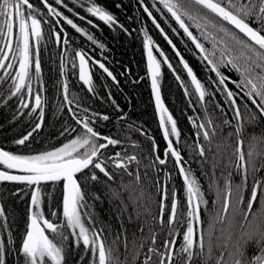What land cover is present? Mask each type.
Instances as JSON below:
<instances>
[{"label": "snow or ice", "instance_id": "6c2138e0", "mask_svg": "<svg viewBox=\"0 0 264 264\" xmlns=\"http://www.w3.org/2000/svg\"><path fill=\"white\" fill-rule=\"evenodd\" d=\"M70 2L0 0V108L12 110L10 124L28 125L9 138L12 147L0 145V264H264V0H132L135 12L127 19L139 27L131 30L99 0ZM98 22L128 36L143 34L162 152L111 91H97L96 70L120 84L105 62L73 47L66 26L104 50L91 31ZM45 27L60 49L52 85L59 100L51 104L43 76ZM173 37L197 56L205 78ZM164 65L196 113L186 117L192 142L162 97ZM71 76L81 82L78 92ZM105 102L114 118L93 107ZM46 109L59 128L38 139ZM113 119L115 132H102ZM53 136L58 143L46 146ZM173 172L179 188L170 186ZM25 199L21 226L13 205ZM103 202L115 223L96 211Z\"/></svg>", "mask_w": 264, "mask_h": 264}, {"label": "trees", "instance_id": "16d2710c", "mask_svg": "<svg viewBox=\"0 0 264 264\" xmlns=\"http://www.w3.org/2000/svg\"><path fill=\"white\" fill-rule=\"evenodd\" d=\"M32 2L38 3V0H32ZM68 2L69 6L71 7L72 4L70 0H68ZM99 2L104 7H106L107 10L115 14L119 21L130 30L132 28L139 27L136 21H128L127 19L128 16H133L135 12L132 0H99ZM117 3H122L123 8H116L115 5ZM65 14L70 15L66 12V10ZM81 14L84 13L81 11ZM145 20H147L146 17ZM76 22L82 24V22L78 20ZM98 23L100 24L99 29H91V31L95 34L100 42L105 44L106 47L104 50H100L95 45H92L86 40V38L81 37L70 27L66 26V30L69 32V36L73 39V47L82 46L86 51L89 52L90 55H93L96 59H100L105 62L106 66H108L109 69L113 72L117 80L120 81V84L119 86H116L111 81V79L106 76V74H102L99 70H96L95 81L97 84V91L102 95H106L108 91H111L116 103H118L120 107L123 108L126 112H128L133 121H135L138 125H142L143 128L155 138L162 152L165 146V142L159 129L158 117L155 112L154 100L151 94L150 79L148 78L146 68V54L142 45L143 34L137 32L134 33L133 36H128L119 30H110L107 26L103 25L102 22ZM147 27L150 34L153 36V39L165 52V54L169 56L173 65L177 67L182 77L186 75L185 73H183L182 68L178 65L177 59L170 46L167 45V43L158 34V32L154 30L150 21H147ZM165 27L167 28L166 25ZM49 37L50 34L47 27H45V39L42 42L44 48V50L42 51L43 76L45 81H47L49 91L46 93V95L50 97L49 102L51 104L58 102L59 100L58 96H53L52 85L56 82L58 77V53L60 52V49L52 43V40ZM173 39L174 42L177 43V47L180 48V50L184 54L185 59L188 60L194 71L197 72L198 76L201 79L205 78L206 72L197 56L193 55V52L188 51L185 47V43L182 42L179 38L173 37ZM191 47L192 46L189 42L188 48ZM69 52L71 53V49H69ZM161 71V91L163 99L169 110L177 119L178 126L183 130L184 137L188 140V142H192V136L190 135V133L194 130L191 128L186 117L187 115H196V113H192V111L187 107L188 100L184 97L183 91L179 87V84L175 80V77L172 74L171 70H169L167 66L164 65ZM133 81L138 82L133 83ZM70 82L72 84V90L74 92H78L81 82L75 76L70 77ZM80 94L86 95L85 92H80ZM4 98L5 97H0V104L3 103ZM10 103L13 104L14 108L15 98H13V101H11ZM93 107L102 112H112L113 118L116 115L107 102H105L103 105L95 103L93 104ZM11 111L12 110L8 108H0V125H2V127H0V145H6L7 147H12V145L9 143V138L11 136L16 135L17 133L23 131L28 127L26 123L22 122H18V124L16 125L10 124L9 121L11 119ZM64 116L65 118H67L66 112L64 113ZM26 119L27 117H22L21 121H24ZM53 123L56 124V128H52L50 126ZM114 123H116L115 119H113V122L109 123L107 127L102 128L101 131L105 133H108L109 131L115 132V128H113ZM46 125L47 126L43 129V132L41 133L40 137H38V139L48 137L49 134L54 133L59 128V122L54 120L51 109H46ZM140 140L145 146L149 143L144 137H140ZM44 143L46 146H50V144H57L58 140L53 136L50 141L45 140ZM33 147L40 148L41 144L34 143ZM169 167L171 168V165H169ZM195 167L196 165L193 164V168ZM153 175L155 176L156 174L153 173ZM159 177L161 181L164 180L163 173H160ZM181 184L182 181L179 178L178 174L173 172L170 186L179 188ZM8 187L15 188L23 186L8 185ZM149 187H152L151 181H149ZM152 193L153 200H156V189H152ZM26 203L27 199H25V201L23 202L15 203L13 205L15 209V215L18 218V223H20L21 226H23ZM96 211L105 220H112V222L115 223V220L109 208V204L107 202L98 203ZM153 211H156L155 204H153ZM14 236L16 237L17 245H19V230L14 232Z\"/></svg>", "mask_w": 264, "mask_h": 264}, {"label": "water", "instance_id": "95a60500", "mask_svg": "<svg viewBox=\"0 0 264 264\" xmlns=\"http://www.w3.org/2000/svg\"><path fill=\"white\" fill-rule=\"evenodd\" d=\"M146 61H147V58H146ZM161 93H162V91H161ZM162 97H163V95H162ZM153 100H154V98H153ZM165 102V101H164ZM165 105H166V103H165ZM167 106V105H166Z\"/></svg>", "mask_w": 264, "mask_h": 264}, {"label": "flooded vegetation", "instance_id": "af4514ba", "mask_svg": "<svg viewBox=\"0 0 264 264\" xmlns=\"http://www.w3.org/2000/svg\"><path fill=\"white\" fill-rule=\"evenodd\" d=\"M178 188V187H177ZM183 195V193L181 192V196ZM102 217V216H101Z\"/></svg>", "mask_w": 264, "mask_h": 264}]
</instances>
